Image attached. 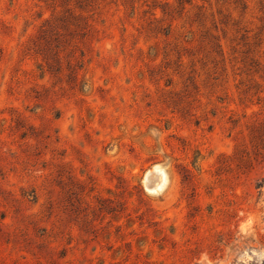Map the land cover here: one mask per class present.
Here are the masks:
<instances>
[{
	"label": "rangeland",
	"instance_id": "1",
	"mask_svg": "<svg viewBox=\"0 0 264 264\" xmlns=\"http://www.w3.org/2000/svg\"><path fill=\"white\" fill-rule=\"evenodd\" d=\"M0 264H264V0H0Z\"/></svg>",
	"mask_w": 264,
	"mask_h": 264
},
{
	"label": "bare ground",
	"instance_id": "2",
	"mask_svg": "<svg viewBox=\"0 0 264 264\" xmlns=\"http://www.w3.org/2000/svg\"><path fill=\"white\" fill-rule=\"evenodd\" d=\"M163 184L164 175L160 170H157V168H154L152 171H150L144 180L145 188L149 192H156L162 188Z\"/></svg>",
	"mask_w": 264,
	"mask_h": 264
}]
</instances>
